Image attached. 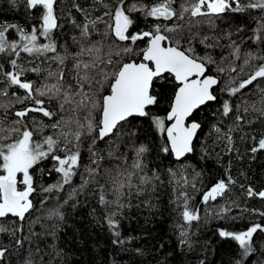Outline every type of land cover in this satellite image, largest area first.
I'll return each instance as SVG.
<instances>
[{"label": "snow or ice", "instance_id": "snow-or-ice-1", "mask_svg": "<svg viewBox=\"0 0 264 264\" xmlns=\"http://www.w3.org/2000/svg\"><path fill=\"white\" fill-rule=\"evenodd\" d=\"M11 3H22L28 19L36 23L30 27L0 23L4 58L0 60V98H4L0 100V264H10L13 251L19 264H57L62 250L50 243L44 251L41 244L47 237L57 239L64 205L90 187L106 209L112 243L134 239H122L116 217L132 207L133 196L154 192L161 182L159 170H150L146 162L151 147L141 142L138 124L154 130L163 140L160 152L187 169L190 165L184 161L195 152L203 127L199 113L219 103L220 116H234L227 130L220 122L212 126L226 154L242 158L235 147L236 133L240 140L253 142L249 149L253 159L264 151V135L257 140L245 131V126L251 129L257 119H264V0H88L87 6L79 0L69 5L61 0ZM73 10L83 23L77 22ZM249 10L261 17L249 38L261 50L242 51L232 33L224 34L228 44L222 45L215 20ZM65 12L79 30L71 44L58 38ZM141 18L147 28L138 27ZM224 47L229 49L227 55ZM30 73L37 80L30 79ZM165 82L174 88L165 114L160 115L162 97L157 89ZM252 88L257 89L258 99L250 102L247 95ZM217 90L235 99L221 100ZM53 172L59 179L46 183L45 176ZM168 172L176 175L172 169ZM225 173L203 195L204 204L232 191L237 181L230 166ZM78 175L79 187L73 186L62 203L49 204L50 194L64 191ZM182 180L189 184L187 177ZM190 186L195 189V181ZM246 193L248 198L264 200V190L249 186ZM182 195V219L191 225L200 216L198 210H190L187 193ZM230 210L222 208L220 215ZM258 214L264 218V212ZM180 229L178 247L190 248L188 232L182 225ZM259 233H264L262 223L240 232L221 230L219 236L237 243L241 255L235 264H251Z\"/></svg>", "mask_w": 264, "mask_h": 264}, {"label": "trees", "instance_id": "trees-1", "mask_svg": "<svg viewBox=\"0 0 264 264\" xmlns=\"http://www.w3.org/2000/svg\"><path fill=\"white\" fill-rule=\"evenodd\" d=\"M61 2L64 5L71 4V0H61ZM87 2L88 0H79L84 6H87ZM73 16L78 23L84 22L83 17L74 10ZM260 18L258 12L249 10L244 13H227L216 19L217 31L223 37L221 44L227 45L228 39L224 34L232 33L231 39L241 45L242 51H260L262 46L254 44L249 39L254 35L253 30L257 28ZM5 21L24 27L36 23L35 20L28 19L22 3L13 6L11 0H0V23ZM61 22L63 27L58 32V38L60 41L67 38V42L71 44V37H78L79 30L69 22L66 12L61 17ZM137 23L139 28L148 26L142 18ZM222 52L227 55L229 49L224 47ZM215 54L219 60L220 51ZM3 59L0 57V60ZM23 62L27 64V58ZM239 63L240 61H237V64ZM213 74L215 75L214 70ZM29 78L37 80V77L31 73ZM221 79H227V73ZM222 87L223 84L218 85L217 89ZM173 88L174 85L168 82L158 87L157 91L162 97L158 114H165ZM256 92L257 89L252 88L248 93L247 98L250 102L258 99ZM217 94L221 100L235 99L219 90ZM2 99L4 98H0ZM219 108L220 104L216 103L199 113L198 118L203 127L195 142V152L184 161L185 164L190 165L187 169L181 166V162L160 152L163 140L154 130H149L146 123L137 125L141 129V142L148 143L151 147L150 153L146 156L148 167L150 170H159L161 182L156 183L154 192L141 197L133 196L132 207L124 209L122 214L116 217L121 226L122 239L126 241L129 237L134 239L122 245L112 243L114 236L106 223V209L100 205L98 195L90 187L64 205L62 211L65 218L64 221L58 222L60 229L57 232V239L44 238L41 244L44 251H48L47 244L55 243L62 250V256L58 258L57 264H201V262L235 264L236 260L240 259L241 250L235 241L220 237L219 232L221 230L239 232L255 223L264 224V218L258 214L264 212V201L254 197L248 198L246 193L249 186L255 191L264 188V151L258 152L253 159L249 151L253 142L250 139L240 140L239 133H236L235 147L242 158H238L236 153L226 154L224 144L217 141L212 126L220 122V126L227 130V127L233 123L234 116H220ZM248 118L250 117H245ZM245 131L258 140L264 135V119H257L251 129L245 126ZM205 152L207 155L204 154ZM84 160L87 163L86 152ZM229 166L232 177L237 181L232 186V191L225 198L209 201L208 204L202 203L203 193L217 181L225 178V170ZM168 169L175 171L176 175L171 176ZM197 172L201 173L198 178L195 175ZM182 177H187L189 184H185ZM58 179L59 176L54 172L51 177L44 178L48 184L55 183ZM193 181L196 183L195 189L190 186ZM80 184L81 178L78 175L73 179L72 185L65 186L64 191L51 193L49 204L62 203L71 188L73 186L78 188ZM182 193H187L189 197L187 203L190 210H198L200 216V220L193 221L191 225L185 224L182 219L184 203ZM111 198L109 196V199ZM145 201H149L150 205L145 204ZM73 204L75 207L72 206ZM225 207L231 210L221 216V209ZM181 225L189 234L190 248L178 247ZM254 239L257 252L251 258V264H264V235L259 233ZM137 248L141 250L140 253L136 251ZM9 260L10 264H19L18 254L13 251Z\"/></svg>", "mask_w": 264, "mask_h": 264}, {"label": "flooded vegetation", "instance_id": "flooded-vegetation-1", "mask_svg": "<svg viewBox=\"0 0 264 264\" xmlns=\"http://www.w3.org/2000/svg\"><path fill=\"white\" fill-rule=\"evenodd\" d=\"M248 188V187H247ZM261 190H264V188H262V189H260L259 191H261ZM259 191H257V192H259ZM207 192V191H206ZM206 192H204L203 193V195L206 193ZM203 195H202V197H203ZM202 197H201V202H202ZM254 198H256V199H258V200H261V199H259L258 197H254ZM264 201V200H263ZM203 203V202H202ZM197 211V210H196ZM252 226V225H251ZM250 226V227H251ZM249 228V227H248ZM245 230H247V228L246 229H244V230H241V231H245ZM240 232V231H239ZM262 235H264V233H261Z\"/></svg>", "mask_w": 264, "mask_h": 264}]
</instances>
